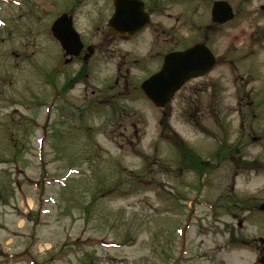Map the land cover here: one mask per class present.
Here are the masks:
<instances>
[{
    "label": "rangeland",
    "instance_id": "rangeland-1",
    "mask_svg": "<svg viewBox=\"0 0 264 264\" xmlns=\"http://www.w3.org/2000/svg\"><path fill=\"white\" fill-rule=\"evenodd\" d=\"M146 1L155 9L150 28L123 40L105 27L111 0H0V264L253 261L252 251L228 246V224L236 221L214 203L226 200L233 181L236 194H256L264 174L220 161L223 168L208 175L212 183L197 191L196 176L179 167V151L167 137L178 134L204 159L225 140L229 147L240 143L241 83L234 77L249 81L242 52L254 48L264 69V39L255 44L247 37L251 25L241 17V0H229L238 19L208 34L211 0ZM70 8L82 40L98 46L99 59L86 66L64 64L49 31ZM202 38L225 68L186 84L165 110L139 92L115 88L112 101L101 104L83 94L81 79L88 90H102L113 83L117 65L137 85L159 67L163 52ZM233 53L239 58L232 76L226 57ZM249 67L263 94L264 71L255 60ZM163 116L171 132L161 130ZM249 121L255 132L262 129L259 119ZM243 145L240 159L264 164L260 144Z\"/></svg>",
    "mask_w": 264,
    "mask_h": 264
},
{
    "label": "water",
    "instance_id": "water-1",
    "mask_svg": "<svg viewBox=\"0 0 264 264\" xmlns=\"http://www.w3.org/2000/svg\"><path fill=\"white\" fill-rule=\"evenodd\" d=\"M116 10L108 25L111 29L136 33L148 22V16L139 0H114ZM213 11L220 13L224 6L215 2ZM55 37L67 52L77 53L80 43L77 33L70 27V19L65 14L51 25ZM214 64V57L203 43L168 53L161 69L141 83L145 94L158 106L164 105L187 79L205 74Z\"/></svg>",
    "mask_w": 264,
    "mask_h": 264
},
{
    "label": "flooded vegetation",
    "instance_id": "flooded-vegetation-1",
    "mask_svg": "<svg viewBox=\"0 0 264 264\" xmlns=\"http://www.w3.org/2000/svg\"><path fill=\"white\" fill-rule=\"evenodd\" d=\"M264 4L260 6L259 13L264 12ZM248 13L250 15H257V11L250 6H247ZM264 23V22H263ZM210 28H213L209 26ZM93 50L91 53L86 48H83L81 53L77 57H72L68 62H73L74 59H79L85 64H87L92 58H94V61L96 62L98 58V46H93ZM240 80L243 81V77H240ZM115 82H118L116 79ZM84 92H86V88L84 89ZM94 93V90H91V94ZM252 102V101H251ZM245 103H250L249 100H246ZM264 166H257L259 170H262ZM244 208L245 214H259L257 215L256 219V226L254 231L250 235L242 236L240 239V242L244 247H249L250 249H253L255 257L253 262L254 264H264L262 260H264V179H260L259 185L256 188V194L251 195V200H249L248 203H244L242 205V209ZM262 216V217H261ZM245 220V218H244ZM238 225L242 226V218L239 219ZM237 240V239H233Z\"/></svg>",
    "mask_w": 264,
    "mask_h": 264
},
{
    "label": "trees",
    "instance_id": "trees-1",
    "mask_svg": "<svg viewBox=\"0 0 264 264\" xmlns=\"http://www.w3.org/2000/svg\"><path fill=\"white\" fill-rule=\"evenodd\" d=\"M162 125H163L162 129L165 131L166 127H168V124L166 122H162ZM166 130L171 132V130L169 128ZM169 139L173 142V144L177 148H178V146L180 147L181 143L178 144V137L175 134H174V136H169ZM191 153H193V152H191ZM186 161L192 165L190 167L195 170V172L197 173L198 176H201L203 173H205V171H208L207 166H203L202 163L200 162L199 158L197 156H195L194 154H192L191 160L186 159Z\"/></svg>",
    "mask_w": 264,
    "mask_h": 264
}]
</instances>
